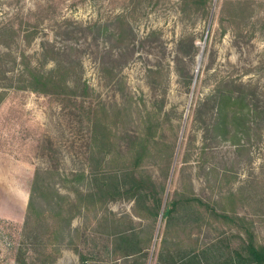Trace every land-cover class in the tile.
<instances>
[{"label": "rangeland", "instance_id": "obj_1", "mask_svg": "<svg viewBox=\"0 0 264 264\" xmlns=\"http://www.w3.org/2000/svg\"><path fill=\"white\" fill-rule=\"evenodd\" d=\"M183 8L0 0V27L23 28L9 44L0 37L8 77L25 64L53 69L48 44L90 87L58 98L11 87L0 68V264H125L112 242L130 228L145 264H226L248 232L264 246V0ZM118 15L132 26L119 39ZM231 84L246 101L227 106L222 128L217 103L204 102ZM247 107L242 123L234 110ZM37 170L50 173L31 210ZM133 176L145 182L137 198L117 197Z\"/></svg>", "mask_w": 264, "mask_h": 264}, {"label": "trees", "instance_id": "obj_2", "mask_svg": "<svg viewBox=\"0 0 264 264\" xmlns=\"http://www.w3.org/2000/svg\"><path fill=\"white\" fill-rule=\"evenodd\" d=\"M183 1V11L186 10L187 7H192L197 11L206 10L209 7L210 3L213 0H182ZM209 15V12H208ZM119 20L118 29H121V33L113 32V36H117L119 39L120 37L124 36L125 34L129 35L132 31V26L129 21H127L125 15H118L117 19ZM22 26V23L19 24ZM37 26H33V28L25 30L24 38L28 41H31L36 33H37ZM107 28V27H106ZM32 30V31H30ZM23 28H15L12 24H3L0 27V37H4L7 39V44H9V40L15 41L17 37H19ZM125 31V33H122ZM118 33V34H117ZM4 43V42H3ZM6 44V42H5ZM192 52L195 54L197 53V48L195 43L191 42ZM10 54H0V68L1 72L4 76V81H9L10 86L13 85H21L19 89L30 90L36 93H41L45 95L55 96L58 98L66 99L68 98L69 92L76 93L78 89L83 85V95H88V90L90 89L89 85L86 82H82L81 78L72 80L70 74V70L73 69L74 64L72 62H66L62 59V55L60 51H55L52 46L48 44H44L43 46V59L44 63H48L50 61L54 62V68L47 71L42 72L35 68H32L29 64H25L23 68L17 72L15 77H8V69H7V58ZM61 55V56H60ZM14 63L15 60H14ZM114 67L110 69H105L107 71L114 72ZM235 87L234 84L230 86L224 87L221 86L217 94L214 97H208L207 100L204 102L210 103L215 102L218 106L219 118H220V126L224 127L225 123L223 120L225 119L226 108L228 105H233L234 107L241 106L246 101V94L244 91ZM233 89L238 90V94L234 96ZM247 110V112H246ZM239 108L234 110V117L237 118L242 123L246 120L247 116L250 114L251 110L247 107V109ZM49 170L41 171L37 170L32 188H31V196L29 202V209H33L36 201L40 200L41 198L38 196V192L43 190V184L46 181V176L49 174ZM134 188L131 190H124L121 192V188L119 195L117 197H126L128 199H136L139 191L145 186V182L135 176H133ZM119 198V199H120ZM191 202H197L200 205H204L203 202L199 199H193ZM172 205V204H171ZM178 205V202L173 203L172 207ZM173 213L172 209H169L165 216H171ZM152 238L148 240L151 243ZM113 253L120 257L124 258L125 264H145V251L142 248H139L140 241L138 240V236L134 232L133 229H128L125 232L115 234L113 236ZM117 258V259H120ZM172 264H204L202 260L198 258L197 255L186 256L182 257L180 261L175 262L172 261ZM226 264H264V246L257 245L255 241L254 234L252 232H248V239L246 243L240 250H236L234 254L227 260Z\"/></svg>", "mask_w": 264, "mask_h": 264}, {"label": "water", "instance_id": "obj_3", "mask_svg": "<svg viewBox=\"0 0 264 264\" xmlns=\"http://www.w3.org/2000/svg\"><path fill=\"white\" fill-rule=\"evenodd\" d=\"M202 57H203V52H201V54L199 55L198 57V60H199V64H201V61H202Z\"/></svg>", "mask_w": 264, "mask_h": 264}, {"label": "bare ground", "instance_id": "obj_4", "mask_svg": "<svg viewBox=\"0 0 264 264\" xmlns=\"http://www.w3.org/2000/svg\"><path fill=\"white\" fill-rule=\"evenodd\" d=\"M203 60V59H202ZM199 64V63H198ZM199 66V65H198Z\"/></svg>", "mask_w": 264, "mask_h": 264}]
</instances>
